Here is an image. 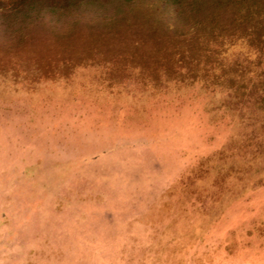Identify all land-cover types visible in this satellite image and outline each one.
<instances>
[{
  "label": "rangeland",
  "instance_id": "1",
  "mask_svg": "<svg viewBox=\"0 0 264 264\" xmlns=\"http://www.w3.org/2000/svg\"><path fill=\"white\" fill-rule=\"evenodd\" d=\"M46 25L0 35V264H264L263 116Z\"/></svg>",
  "mask_w": 264,
  "mask_h": 264
},
{
  "label": "trees",
  "instance_id": "2",
  "mask_svg": "<svg viewBox=\"0 0 264 264\" xmlns=\"http://www.w3.org/2000/svg\"><path fill=\"white\" fill-rule=\"evenodd\" d=\"M37 24L73 28L82 48L118 41L126 55L151 42L167 70L196 81L202 65L206 85H224L230 100L251 103L264 119V0H0L2 37L23 42ZM179 30L186 35L176 50Z\"/></svg>",
  "mask_w": 264,
  "mask_h": 264
}]
</instances>
